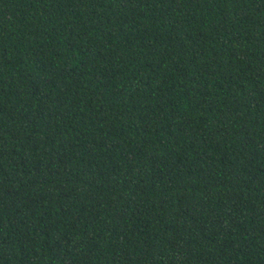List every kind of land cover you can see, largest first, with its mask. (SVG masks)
<instances>
[{
  "label": "trees",
  "instance_id": "1",
  "mask_svg": "<svg viewBox=\"0 0 264 264\" xmlns=\"http://www.w3.org/2000/svg\"><path fill=\"white\" fill-rule=\"evenodd\" d=\"M0 264H264V0H0Z\"/></svg>",
  "mask_w": 264,
  "mask_h": 264
}]
</instances>
